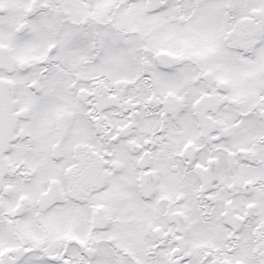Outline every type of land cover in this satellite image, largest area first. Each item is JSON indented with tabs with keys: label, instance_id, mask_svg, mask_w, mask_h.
<instances>
[{
	"label": "snow or ice",
	"instance_id": "1",
	"mask_svg": "<svg viewBox=\"0 0 264 264\" xmlns=\"http://www.w3.org/2000/svg\"><path fill=\"white\" fill-rule=\"evenodd\" d=\"M0 264H264V0H0Z\"/></svg>",
	"mask_w": 264,
	"mask_h": 264
}]
</instances>
